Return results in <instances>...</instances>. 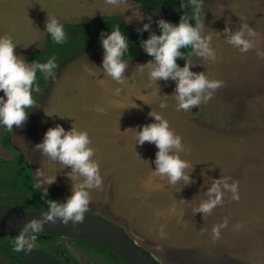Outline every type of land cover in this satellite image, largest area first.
<instances>
[{"label": "rangeland", "instance_id": "374dc122", "mask_svg": "<svg viewBox=\"0 0 264 264\" xmlns=\"http://www.w3.org/2000/svg\"><path fill=\"white\" fill-rule=\"evenodd\" d=\"M48 15L60 23L99 15L150 27L160 20L127 0L116 7L105 0H0V36H10L17 45L14 53L27 62L32 51L44 46ZM201 20V35L212 37L215 60L192 54L190 71L222 81L207 103L177 110L171 79L144 88L147 70L142 73L139 66L153 57L127 59L121 86L102 72L103 52L85 54L61 64L26 121L13 127L8 144L26 156L38 188L66 201L83 178H73L70 166L51 160L37 145L57 125L86 131L103 179L101 189L89 190L87 212L124 229L161 264H264V57L257 55V49L264 51V0H210ZM241 23L257 33L254 47L243 53L227 42L224 31L235 32ZM116 88H121L119 95ZM162 101L167 108H159ZM151 111L182 138L183 150L176 154L189 162L185 172L191 184H169L167 176L153 172L155 145L135 146L134 130L154 122ZM12 157L0 130V158ZM37 170L43 176L37 177ZM48 177H55L52 184L43 182ZM220 177L238 182L239 198L225 192L210 214L195 213L212 180ZM225 220L214 239L213 226ZM66 245L80 263H98L74 244Z\"/></svg>", "mask_w": 264, "mask_h": 264}, {"label": "clouds", "instance_id": "9594fccd", "mask_svg": "<svg viewBox=\"0 0 264 264\" xmlns=\"http://www.w3.org/2000/svg\"><path fill=\"white\" fill-rule=\"evenodd\" d=\"M108 5L119 6L120 0H105ZM181 8H192L191 19L195 25L189 22V15L185 13L176 25L163 19L157 21L160 34H151L148 39L142 41L144 52L153 57L145 65L139 66L143 73L147 70V83L144 88L150 89L153 84L157 85L160 80L171 79L176 83L174 98L177 110L188 111L198 107L201 103H207L213 98L215 91L222 86V81L209 79L205 73H193L192 67L181 49H189V56L195 54L206 60H215V51L211 46L210 35H201L204 24L201 20L202 0H182ZM149 19H151L149 17ZM150 24H144L138 31H148ZM45 31L56 44H63L66 40V33L60 21L48 15ZM228 34L227 42L236 47L240 52H247L254 47V39L257 36L255 30L247 23H241L239 30L232 32L225 28ZM16 44L10 36H0V127L11 131L14 126L20 127L27 119V109L35 106L33 92L38 91L36 85L37 73L44 79L53 78L56 75V57L50 56L44 62L33 61L26 63L22 56L14 53ZM101 46L103 59L101 69L106 76L110 77L118 85H125L124 76L127 67L125 56L128 55L129 41L122 33L120 26L112 28L110 34L101 33ZM257 55L264 57V51L257 49ZM184 58V67L177 64V59ZM158 87V85H157ZM117 95L121 88H116ZM160 109L167 108L166 102L159 104ZM149 115L154 122L139 126L135 132V146L149 142L155 145L158 151L155 154V173L167 176L169 184H176L184 181L186 185L193 181L190 175L185 172L189 168V162L181 159L176 154L183 150L182 138L175 134L169 126V122L158 113L152 111ZM89 135L86 131L77 130L72 127L66 131L62 126L49 128L45 133L43 142L37 148L53 161H58L62 166H70L72 177L83 178L82 182L74 184L72 194L64 202L46 201L48 207L42 213L41 219L27 221L20 234L14 240V248L17 251L23 250L25 254L31 252L34 245L28 240L30 233L42 232L45 224H56L58 221L67 226L70 222L73 226L83 223L85 213L91 200L90 189H101L103 184L99 171V164L95 159L94 150L90 147ZM37 177L43 176L42 171L35 172ZM55 177H48L44 183L52 184ZM34 187H39L35 185ZM225 192L232 194V199L237 200L238 182L228 183V178L220 177L213 179L211 186L204 193L203 199L195 209V213L204 215L210 214L212 210L222 203ZM46 195V190H45ZM223 224L215 225L212 228L213 238L220 235L219 229L225 227Z\"/></svg>", "mask_w": 264, "mask_h": 264}, {"label": "trees", "instance_id": "16d2710c", "mask_svg": "<svg viewBox=\"0 0 264 264\" xmlns=\"http://www.w3.org/2000/svg\"><path fill=\"white\" fill-rule=\"evenodd\" d=\"M136 3L143 8L157 14L163 19L174 25L180 22L182 15H189V22L195 25V20L191 19L192 8H181L182 0H127ZM210 0H202L203 7ZM187 3V0H184ZM66 33V40L63 44H56L52 41L51 36L46 33L44 46L41 49L32 51L26 63L33 61L44 62L50 56L56 57L57 70L64 61L71 58L85 55L102 53L101 33L110 34L113 27L119 25L122 33L129 41L127 59H139L151 57L147 55L141 44L142 41L149 38L151 34H160L158 26H152L148 31H138L143 28L142 25H133L126 20L115 15H99L78 22H61ZM189 62V49H181ZM177 64L182 68L186 60L184 58L177 59ZM54 79H44L38 72L36 85L38 91L33 92L36 101L33 108L26 111H32L40 98L42 97L46 87ZM3 146L13 152V157L9 160L0 158V204L17 207L25 211L47 210L46 201L64 202L63 200L41 190L35 186L33 171L29 165L26 156L8 144V138L12 132L4 127H0ZM89 213V212H86ZM17 236H8L0 234V260L10 262L11 264H26L17 256V250L14 248V240ZM34 239L36 244L34 247L47 251L59 258L65 264H82L74 256L71 255L66 243L74 244L78 249L82 250L88 257L94 258L97 264H126V262L114 251L98 245L96 243L69 237H57L38 235Z\"/></svg>", "mask_w": 264, "mask_h": 264}, {"label": "water", "instance_id": "95a60500", "mask_svg": "<svg viewBox=\"0 0 264 264\" xmlns=\"http://www.w3.org/2000/svg\"><path fill=\"white\" fill-rule=\"evenodd\" d=\"M42 213L0 204V234L18 236L27 221L41 219ZM30 235L28 238L47 235L87 240L114 251L126 264H161L149 251L138 245L124 229L92 213H85L83 223L75 226L71 222L65 226L58 221L54 225L45 224L42 232ZM17 256L26 264H65L51 253L37 247H33L27 255L23 250L17 251Z\"/></svg>", "mask_w": 264, "mask_h": 264}]
</instances>
